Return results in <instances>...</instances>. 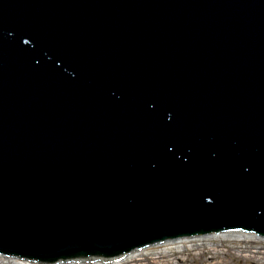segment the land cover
<instances>
[{
    "label": "water",
    "instance_id": "1",
    "mask_svg": "<svg viewBox=\"0 0 264 264\" xmlns=\"http://www.w3.org/2000/svg\"><path fill=\"white\" fill-rule=\"evenodd\" d=\"M233 230L264 236V0H0V256Z\"/></svg>",
    "mask_w": 264,
    "mask_h": 264
},
{
    "label": "bare ground",
    "instance_id": "2",
    "mask_svg": "<svg viewBox=\"0 0 264 264\" xmlns=\"http://www.w3.org/2000/svg\"><path fill=\"white\" fill-rule=\"evenodd\" d=\"M224 243H228L230 249ZM187 250L197 255L213 254L206 261L209 264H222L224 259H219L217 254L234 250L235 254H249V259H254L258 254H264V236L258 233L233 230L232 232H220L219 235H200V237H183L182 240L174 242L168 240L155 248L144 247L135 253H127L126 258L120 261H112L110 264H176L181 261L183 253ZM0 264H34L28 259H13L12 256H0ZM58 264H106L97 260L96 263H63Z\"/></svg>",
    "mask_w": 264,
    "mask_h": 264
},
{
    "label": "rangeland",
    "instance_id": "3",
    "mask_svg": "<svg viewBox=\"0 0 264 264\" xmlns=\"http://www.w3.org/2000/svg\"><path fill=\"white\" fill-rule=\"evenodd\" d=\"M226 248L230 249L228 243H224ZM209 256H213V254H202L197 255L191 250H187V253H183L182 257H184L181 261H177L176 264H209L211 262L206 261ZM219 259H224L222 264H264V254H258L254 259H249V254H235L234 250H227V252L223 251L220 254H217Z\"/></svg>",
    "mask_w": 264,
    "mask_h": 264
}]
</instances>
